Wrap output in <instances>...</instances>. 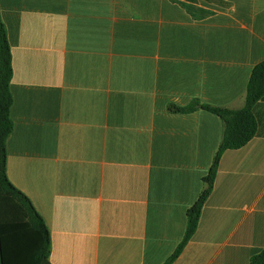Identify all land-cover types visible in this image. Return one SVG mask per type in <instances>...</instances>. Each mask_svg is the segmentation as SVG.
<instances>
[{
  "label": "crops",
  "instance_id": "1",
  "mask_svg": "<svg viewBox=\"0 0 264 264\" xmlns=\"http://www.w3.org/2000/svg\"><path fill=\"white\" fill-rule=\"evenodd\" d=\"M0 0L12 54L10 181L51 233L52 264H164L223 138L193 100L241 109L264 61V0ZM260 135L224 153L198 229L173 264H250L264 249ZM0 264H3L0 240Z\"/></svg>",
  "mask_w": 264,
  "mask_h": 264
},
{
  "label": "trees",
  "instance_id": "2",
  "mask_svg": "<svg viewBox=\"0 0 264 264\" xmlns=\"http://www.w3.org/2000/svg\"><path fill=\"white\" fill-rule=\"evenodd\" d=\"M195 21L206 20L215 11L199 6L205 1L222 9H230L227 0H172ZM13 78L12 54L7 29L0 11V240L3 264H52L51 233L30 198L9 179L7 172V140L14 130L10 90ZM264 102V61L255 66L247 87L246 103L241 109L213 106L195 99L185 107L170 105L169 112L189 114L203 110L218 116L224 125L223 138L212 166L202 179L204 189L186 213L187 227L183 240L164 264H173L194 237L202 210L213 192L220 163L228 150H238L260 135L257 106ZM250 264H264V249L254 255Z\"/></svg>",
  "mask_w": 264,
  "mask_h": 264
}]
</instances>
